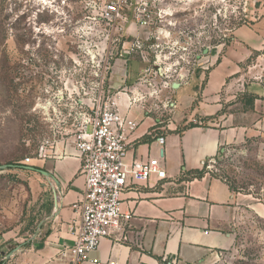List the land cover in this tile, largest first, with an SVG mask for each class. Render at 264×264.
Wrapping results in <instances>:
<instances>
[{
	"label": "crops",
	"instance_id": "obj_1",
	"mask_svg": "<svg viewBox=\"0 0 264 264\" xmlns=\"http://www.w3.org/2000/svg\"><path fill=\"white\" fill-rule=\"evenodd\" d=\"M253 9L261 16L235 27L231 46L212 47L202 35L196 39L208 47L207 56L201 70L163 92L161 101L176 105L170 114L154 110L152 102L127 109L122 91L153 67L146 53L114 60L106 92L118 94L120 111L138 122L128 139L127 161L160 158L166 179L130 185L122 195V211L133 219L103 239L82 264H215L234 245L233 223L242 207H254L264 217L263 205L232 191L206 167L226 147L264 132V87L249 85L242 75L244 63L264 49V3ZM185 13L174 18L182 20ZM174 34L180 46H187L188 37ZM190 123L199 125L178 133ZM159 138L165 139L163 145ZM49 150L30 163V214L25 226L0 233V264H67L59 254L75 242L81 215L72 207L84 197L85 179L71 144L58 140ZM204 168V175L194 176Z\"/></svg>",
	"mask_w": 264,
	"mask_h": 264
},
{
	"label": "rangeland",
	"instance_id": "obj_2",
	"mask_svg": "<svg viewBox=\"0 0 264 264\" xmlns=\"http://www.w3.org/2000/svg\"><path fill=\"white\" fill-rule=\"evenodd\" d=\"M106 1L0 0V233L25 226L30 214L33 175L24 161L37 158L47 140L73 130L97 89L107 88V67L123 50L107 40L109 28L99 20ZM262 3L249 0L248 12L235 14L231 5L193 0L182 20L173 21H181L177 29L163 30L173 37L174 32L192 36L193 48L200 35L208 37L212 47H229L235 27L258 19L253 4ZM134 36L144 40V53L153 66L173 62L166 60L165 48H150L155 39L144 29ZM242 69L244 82L264 87V49L253 53ZM213 160L207 169L211 175L264 206V132L226 147ZM255 210L241 208L233 223L234 245L215 264H264V217Z\"/></svg>",
	"mask_w": 264,
	"mask_h": 264
},
{
	"label": "built area",
	"instance_id": "obj_3",
	"mask_svg": "<svg viewBox=\"0 0 264 264\" xmlns=\"http://www.w3.org/2000/svg\"><path fill=\"white\" fill-rule=\"evenodd\" d=\"M192 1L107 0L101 7L99 20L109 28L107 40L122 45V55L144 53V40L134 35L141 29L153 30L154 33L150 35L155 43L150 48H165L168 51L166 60L173 61L171 64L155 62L151 70L146 71L133 87L122 91L127 96V109L152 102L154 110L170 114L176 105L167 99L162 102L163 92L173 89L175 83L186 82L207 56L206 45L200 46L195 42L197 47L193 48L192 36L188 37V44L184 47L172 38V32L163 30L176 28L178 24L173 22L176 20L174 16L179 12H187ZM204 1L221 7L231 5L235 14L248 12L249 0ZM115 33L120 37H114ZM159 57H156L157 61ZM112 66L110 64L107 67L108 74ZM99 82L103 83L102 80ZM119 102L118 94H108L100 87L88 106L89 110L80 114L77 123L73 124L74 129L61 134L56 140H47L38 151V156L44 158L55 141L61 140L71 144L81 160L85 192L83 199L72 207L80 212L81 221L74 244L59 254L60 259L67 264H82L89 253L100 247L103 239L113 237L123 230L124 223L133 219L131 212L122 211V195L131 184L151 180L161 182L166 179L160 158L132 163L127 161L128 139L138 128V122L120 111ZM74 104L81 107L82 102L76 101ZM159 142L163 145L165 139L159 138ZM31 161V158H27L24 163L30 164ZM213 162V159L208 162L207 169L211 168ZM168 264L177 262L172 260Z\"/></svg>",
	"mask_w": 264,
	"mask_h": 264
},
{
	"label": "trees",
	"instance_id": "obj_4",
	"mask_svg": "<svg viewBox=\"0 0 264 264\" xmlns=\"http://www.w3.org/2000/svg\"><path fill=\"white\" fill-rule=\"evenodd\" d=\"M239 26H240V25H239ZM207 120H210V119H207ZM198 125H199V124H197V123H190V124L186 125L185 127L180 128V129L178 130V133H182V132L185 131L186 129L191 128V127H196V126H198ZM206 167H207V164H206ZM204 173H206V168H204L202 171H197V172H195V173H194V176H195V177H201L202 175H204ZM230 187H231V186H230ZM231 189H232V191L236 192V190L233 189V187H231Z\"/></svg>",
	"mask_w": 264,
	"mask_h": 264
},
{
	"label": "water",
	"instance_id": "obj_5",
	"mask_svg": "<svg viewBox=\"0 0 264 264\" xmlns=\"http://www.w3.org/2000/svg\"><path fill=\"white\" fill-rule=\"evenodd\" d=\"M176 85H178V83L173 84V87H175ZM24 167H25L26 169H29V170H34L33 167H26V166H24ZM2 168H5V166L2 167Z\"/></svg>",
	"mask_w": 264,
	"mask_h": 264
}]
</instances>
